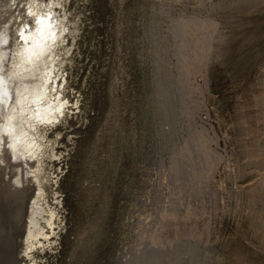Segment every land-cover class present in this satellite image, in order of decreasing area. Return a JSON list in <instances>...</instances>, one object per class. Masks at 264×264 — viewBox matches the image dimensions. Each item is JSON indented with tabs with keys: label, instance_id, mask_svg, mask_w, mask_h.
Here are the masks:
<instances>
[{
	"label": "rangeland",
	"instance_id": "1",
	"mask_svg": "<svg viewBox=\"0 0 264 264\" xmlns=\"http://www.w3.org/2000/svg\"><path fill=\"white\" fill-rule=\"evenodd\" d=\"M25 35L55 117L23 164L0 111V264H264V0H0V57Z\"/></svg>",
	"mask_w": 264,
	"mask_h": 264
},
{
	"label": "bare ground",
	"instance_id": "2",
	"mask_svg": "<svg viewBox=\"0 0 264 264\" xmlns=\"http://www.w3.org/2000/svg\"><path fill=\"white\" fill-rule=\"evenodd\" d=\"M24 41H25L24 42L25 47L21 51L20 62H18V63L16 62L15 64L9 63V61L6 58L8 51H4V52L1 51V57H0V71H1V75H0V111L4 112L7 109V105H9L11 103L10 99L13 98L12 100H14V101L11 103L12 105L11 104L9 105V109L11 107V110H10L11 114L9 117L8 125L10 126V132L12 133V134L10 133L11 139H10L9 147H11L13 150H15L16 155H17L19 150H20V152H23V151H29V152L34 151L35 152L38 150V149L37 150H35V149H36V146L39 145V143H38V145H35L36 144L35 143L36 141L34 142L35 139L34 140L32 139L33 137L30 136V132L26 129V126L24 124L25 122H23L24 120L25 121L27 120V117H25L27 115V112L29 113L30 118H36L38 120L50 119V118L55 117L54 107L53 106L50 107V104L47 106L45 105V104H47L46 94L43 93L40 89H38L39 82L37 81V79L34 80L33 85L32 84L27 85L26 84L27 80H25L24 83L22 81L23 78H25V76L26 77L27 76H34L36 74V71L38 69L36 64H38V60L40 58L39 56H40V52H41V45H40L38 39L28 38V36L25 35ZM3 56H5V58H6L5 60L2 58ZM18 56H20V55H18ZM39 78H40V76H39ZM15 80L17 81L18 84H20L22 86L18 89H15V91H14L13 83ZM28 81H30V80H28ZM35 99L37 100V106H36L37 108L36 107L33 108V104H34ZM40 99H42V100L39 101ZM17 103L20 105L19 109L17 107ZM21 116H23V118L25 117V119L23 120ZM1 123H2V120L0 118V129L2 126ZM31 123H32V121H31ZM31 125H33V124H31ZM17 126H18V130H16ZM1 139H2V137L0 134V150L2 151V150H4L2 147L5 145V143H4V145H2ZM7 148H8V146H7ZM7 148H5V149H7ZM23 153L25 154V152H23ZM13 154H14V152H13ZM17 158L21 159L20 162L23 161V164L29 163V161H28L29 159L26 158V156L21 157L20 155H17ZM9 163L14 164V165H18V163H15L12 161ZM23 170H24V167L22 166L21 168H19L16 171V173L19 174V177H17L15 182H13V183L9 182L7 184L5 190H4V194L6 195V197L12 198L16 202V204H18L19 208L23 205V201L25 199V190H22L21 188H19L21 184L24 185V181L26 178V175L24 174ZM35 177L37 178L38 182H40L39 173H37L35 175ZM33 207L34 208L32 210V216L29 220L30 225L28 226V233H27V236L25 238L26 250H25L24 254H27V255H28L29 250H32L34 245H35L34 239H36L38 237L37 234L40 233L39 230L43 229L40 226L41 223L38 221V217H37V214H39V212H40L38 210L39 205H38L37 201L34 203ZM52 216H53V214H51V216H49L50 219L47 218L48 221L51 222ZM52 223L53 222H51V224ZM45 232H47V231H45ZM45 232H41V233L43 235L47 236V233H45ZM0 239L3 240L4 243L7 244V247H9L11 249L14 247V242L10 238V236H0Z\"/></svg>",
	"mask_w": 264,
	"mask_h": 264
}]
</instances>
